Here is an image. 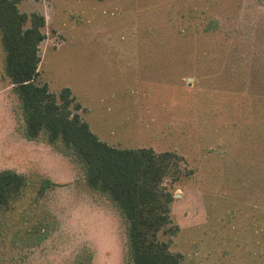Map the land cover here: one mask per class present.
Segmentation results:
<instances>
[{"label": "rangeland", "instance_id": "obj_1", "mask_svg": "<svg viewBox=\"0 0 264 264\" xmlns=\"http://www.w3.org/2000/svg\"><path fill=\"white\" fill-rule=\"evenodd\" d=\"M47 20L41 83L70 88L118 149L175 152L168 181L181 264H264V0H24ZM0 30V172L22 174L0 208V264H132L127 224L81 159L28 140ZM46 180L57 184L44 189Z\"/></svg>", "mask_w": 264, "mask_h": 264}, {"label": "trees", "instance_id": "obj_2", "mask_svg": "<svg viewBox=\"0 0 264 264\" xmlns=\"http://www.w3.org/2000/svg\"><path fill=\"white\" fill-rule=\"evenodd\" d=\"M23 1L0 0V30L5 72L20 102L25 137L39 140L45 133L51 145L61 142L81 159L87 184L107 194L127 224L132 264H181L182 255L172 252L170 241H163L161 234L174 237L179 232L171 218L174 194L167 182L181 179L184 159L175 152L110 146L74 111L82 107L70 88L57 94L41 83L40 46L46 39L47 20L39 12L21 11ZM25 186L22 174L1 171L0 208L17 198ZM53 186L57 184L46 180L44 189Z\"/></svg>", "mask_w": 264, "mask_h": 264}]
</instances>
